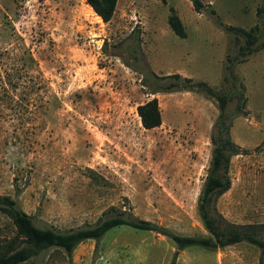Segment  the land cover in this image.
Segmentation results:
<instances>
[{"label": "rangeland", "instance_id": "rangeland-1", "mask_svg": "<svg viewBox=\"0 0 264 264\" xmlns=\"http://www.w3.org/2000/svg\"><path fill=\"white\" fill-rule=\"evenodd\" d=\"M200 1L196 10L190 0H116L110 20L102 21L85 0H0V194L15 198L38 226L91 224L113 205L177 233H206L196 199L215 100L187 90L147 94L141 84L151 69L227 90L224 65L237 42L224 25L249 28L261 0ZM170 8L183 36L167 22ZM232 70L245 101L229 134L247 151L231 156L230 186L216 207L233 222H264V47ZM153 95L161 121L144 128L135 106ZM227 108L234 112V99ZM14 232L0 213V240ZM173 249L158 232L119 225L96 245L79 242L71 264H169ZM258 258L257 246L240 241L214 250L186 246L175 264ZM19 264L68 258L49 248Z\"/></svg>", "mask_w": 264, "mask_h": 264}, {"label": "trees", "instance_id": "trees-1", "mask_svg": "<svg viewBox=\"0 0 264 264\" xmlns=\"http://www.w3.org/2000/svg\"><path fill=\"white\" fill-rule=\"evenodd\" d=\"M92 10L102 19L109 21L116 0H85ZM193 7L199 10L200 0H190ZM167 22L172 31L184 35V29L178 16L170 8ZM212 11V10H211ZM257 21L249 28L225 24L224 29L232 33L237 47L231 56L226 57L224 68L227 72L224 78L230 80L225 91L215 92L204 80H195L178 72L157 74L147 69L142 75L141 84L147 88V94L159 91L187 90L202 93L215 100L217 114L211 124L209 141L210 155L205 168L202 183L196 199V212L206 233L182 234L174 232L165 226L151 220L137 217L128 208L108 206L98 219L91 224L57 229L54 226H38L33 222L32 215L21 209L15 198L9 194H0V213L11 220L14 234L0 240V264H19L26 259L38 255L49 248H59L71 264V253L74 247L84 239H93L96 243L110 228L127 225L136 229L158 232L174 243V249L169 264H175L180 249L197 245L206 249L222 248L228 244L245 241L259 248L258 264L264 260V222H233L224 217L216 207L219 195L230 186L229 163L231 156L246 152L230 136L229 128L232 118L244 111L245 96L243 85L238 82L233 70V62L242 60L246 55L264 47V42L258 43L260 25L264 24V0L254 10ZM241 42H238L239 40ZM234 99V112H230L227 103ZM140 124L144 128H152L160 124V109L156 96L140 101L135 106Z\"/></svg>", "mask_w": 264, "mask_h": 264}]
</instances>
